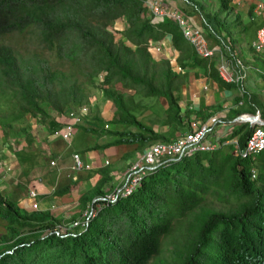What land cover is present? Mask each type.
<instances>
[{
	"label": "trees",
	"instance_id": "1",
	"mask_svg": "<svg viewBox=\"0 0 264 264\" xmlns=\"http://www.w3.org/2000/svg\"><path fill=\"white\" fill-rule=\"evenodd\" d=\"M228 2L222 0L223 9ZM121 19L126 28L114 30ZM13 36H19L17 45L0 43V128L6 139L26 117L50 120L47 108L60 115L89 105L94 86L115 109L109 123L135 129L103 131L118 137L105 147L164 141L140 121L149 107L136 97L162 99L163 125L173 126L174 135L183 125L178 102L188 73L152 57L150 48L166 36L182 70L191 61L225 85L217 66L198 56L172 22L153 23L140 0H0V38ZM19 131L31 144L26 127ZM250 131L239 125L228 139L237 138L242 150ZM227 148L163 163L131 195L110 204L95 201L85 228L71 221L58 235L59 221L22 212L0 192V218L7 223L0 264H264V172L256 164L263 152L243 158ZM252 169L258 170L255 179ZM215 203L229 208L216 210ZM165 246L168 256L161 257Z\"/></svg>",
	"mask_w": 264,
	"mask_h": 264
},
{
	"label": "crops",
	"instance_id": "2",
	"mask_svg": "<svg viewBox=\"0 0 264 264\" xmlns=\"http://www.w3.org/2000/svg\"><path fill=\"white\" fill-rule=\"evenodd\" d=\"M164 6L166 9L180 11L193 28L201 31L215 52V56L209 60L217 66V72L222 60L240 80L236 83L218 84L208 76L210 71L205 72L191 61L182 70L178 64L179 52L173 48L171 36H166L160 43L153 45L150 52L156 61L167 59L177 73H188L186 83L180 87L178 102L183 125L174 135L171 134L173 126L163 125L166 106L162 99L159 103L160 110L149 109L139 116L140 121L161 135L164 142H170L186 133L193 121L205 122L216 115L224 122L229 117L227 122L235 123V118L239 116L236 113L259 112L264 115L261 104L264 100L263 59L251 46L257 30L264 26V14L257 15L253 11L252 3L247 0H229L226 9L222 7V0H165ZM125 28L123 19L116 21L113 27L117 31ZM239 55L243 59L242 70L233 61ZM99 93L102 99L91 100L86 105L87 120L75 126L69 142L56 136L55 132L61 131L69 121L67 113L77 110L75 108H68L60 115L49 113L50 120L33 119V125L26 127L31 144H27L24 133L19 129L6 139L0 128L2 196L13 202L22 212L50 215L60 222L58 227L63 231L70 229V223H63L65 220L77 217L80 219L93 208L95 201H102L103 197L120 189L129 168L152 145L142 147L137 143H121L105 147L118 141V137L100 135L103 131L128 133L135 129L109 123L115 109L110 101L103 99L100 91ZM139 98L136 100L143 103L145 99ZM235 124L228 128L229 135L225 133L226 125L215 128L211 141L218 144L217 148L228 150L227 147L231 146L229 152L233 153L231 141L237 138L230 140L228 137L234 127L241 125ZM104 125L109 128L105 130ZM75 153L80 155L85 164L90 165L89 170H73L72 155ZM263 158L264 152L256 162L262 172ZM30 191H34L37 196L31 198ZM33 204L37 205L36 209L32 208ZM1 219L3 231L0 232V237L4 236L7 226L6 221Z\"/></svg>",
	"mask_w": 264,
	"mask_h": 264
},
{
	"label": "built area",
	"instance_id": "3",
	"mask_svg": "<svg viewBox=\"0 0 264 264\" xmlns=\"http://www.w3.org/2000/svg\"><path fill=\"white\" fill-rule=\"evenodd\" d=\"M147 8L148 14L153 23H160L165 19L172 22L180 31L183 38L188 41L194 48L198 56L211 58L215 56V52L210 48L207 40L199 29L193 28L189 24V20L176 9H166L165 0H140ZM253 5V11L257 15L264 14V0H247ZM253 50L262 55L263 59V75H264V26L256 32L255 39L252 43ZM237 66L242 70L243 64L236 60ZM232 69L224 62L219 63L218 75L225 83H236L240 77L232 74ZM88 108L82 106L77 110H71L67 113L69 119L61 129L56 131L55 135L59 136L63 141L69 142L75 131V126H79L87 120ZM221 119L214 115L205 122L193 121L189 125V130L173 141H159L150 145L145 149L138 161H136L128 170L124 184L120 189L111 195L103 197L101 200L105 203H114L120 197L131 195L142 183L143 177L149 172L156 170L160 165L167 161H178L184 157L193 155L198 152H211L218 147L217 143L211 141V136L215 132L217 126H221ZM108 125H104V129H108ZM233 154L240 157L254 156L264 151V129L261 127H252L247 137L244 149H240L237 140L231 141ZM2 155L0 149V156ZM73 170L82 171L89 170L90 165L85 164L79 154L72 155ZM53 165V163H51ZM251 178L255 179L258 170L250 171ZM31 198L37 195L34 191L29 192ZM33 209L37 208L36 204L32 205ZM96 211L91 208L85 212L80 220L74 221L72 227L85 228L90 218L95 215ZM59 228V227H58ZM55 234H59L60 230L55 229Z\"/></svg>",
	"mask_w": 264,
	"mask_h": 264
},
{
	"label": "rangeland",
	"instance_id": "4",
	"mask_svg": "<svg viewBox=\"0 0 264 264\" xmlns=\"http://www.w3.org/2000/svg\"><path fill=\"white\" fill-rule=\"evenodd\" d=\"M18 41H19V36H13L10 39L0 38V43H7V44L9 43V44H11L13 46L17 45ZM23 47L27 48L28 45H23ZM52 58H54V56H51L50 57L51 62H53V59ZM236 60H239L243 64V59H242V57L240 55L238 56V58H235L234 57L233 61L235 62ZM89 93H90V101L91 100L95 101V100L102 99L101 98V95H100V93L98 91V89L95 88V86L89 88ZM136 99H140V98L139 97H136ZM160 101H158V100L154 101V100H150V99H145V100H143V104H146L149 107L150 110L151 109H154L156 111H159L160 110V107H161L160 104H159ZM3 104H6V103L4 102ZM261 104H262V107H263V110H264V100L261 101ZM45 109H46V107H45ZM149 109H146V110L148 111ZM46 111L48 113H50V114L53 113L48 108L46 109ZM140 112H141V110H140ZM53 114H55V113H53ZM227 120H230V118L228 117ZM227 120H225L226 122H224L223 120H221V124L227 126V130H225V133L229 135V131L230 130L228 128H230V126H233V125H236V124L235 123H229V122H227ZM32 122H33V119H31L30 117H26V118L22 119L21 121H19L18 123H15L14 124V126H15L14 128H15V130H17L20 127H27L29 124L31 125ZM97 207H99V206H97ZM213 207L216 210H220V211H225V210H227L229 208V206H223L220 203L213 204ZM94 210L96 211V209H94ZM78 220H80V219H78V217L77 218H72V219L70 218V219L65 220L63 223H65L67 225V223H70L71 221H78ZM1 221H3V220L1 219ZM65 224H62V225H65ZM59 230H60V233H64V231L61 228H59ZM2 231H3V227L0 225V232H2ZM168 248H169L168 246H165L164 253H163V255L161 257H163L165 255L168 256V251H167Z\"/></svg>",
	"mask_w": 264,
	"mask_h": 264
},
{
	"label": "water",
	"instance_id": "5",
	"mask_svg": "<svg viewBox=\"0 0 264 264\" xmlns=\"http://www.w3.org/2000/svg\"><path fill=\"white\" fill-rule=\"evenodd\" d=\"M234 122L241 125H248L250 128L261 127L264 129V118H262L259 112L255 114H241L235 118Z\"/></svg>",
	"mask_w": 264,
	"mask_h": 264
}]
</instances>
